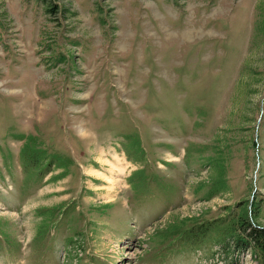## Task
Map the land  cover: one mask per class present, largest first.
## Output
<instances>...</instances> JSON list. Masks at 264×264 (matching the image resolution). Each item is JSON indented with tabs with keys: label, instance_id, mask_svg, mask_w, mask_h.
I'll use <instances>...</instances> for the list:
<instances>
[{
	"label": "rangeland",
	"instance_id": "1",
	"mask_svg": "<svg viewBox=\"0 0 264 264\" xmlns=\"http://www.w3.org/2000/svg\"><path fill=\"white\" fill-rule=\"evenodd\" d=\"M244 209L264 229V0H0V264H264Z\"/></svg>",
	"mask_w": 264,
	"mask_h": 264
},
{
	"label": "trees",
	"instance_id": "2",
	"mask_svg": "<svg viewBox=\"0 0 264 264\" xmlns=\"http://www.w3.org/2000/svg\"><path fill=\"white\" fill-rule=\"evenodd\" d=\"M17 139L22 141V147L20 150V161L21 164L25 170V173L27 170L33 168L37 172H41L44 168H47L51 162L58 163V169L64 170V166L61 165V158L52 155L49 159L46 150L41 149L39 147L40 143L33 137H26L18 136ZM129 146H131L132 149H134L135 152L143 153V149L140 146V141L136 137H129ZM47 159H49L47 161ZM60 166V167H59ZM66 174L65 172L63 173ZM253 207V206H252ZM252 210H250V213ZM235 225L242 227V230L244 232L243 237L244 239V248H254L257 252L261 253L263 256V262H264V229H260L257 227H253L250 225L246 209L242 211V213L239 215V220L234 222ZM211 226H208L206 230L203 233L205 234ZM238 229V227H236ZM198 234V236H202ZM239 237H237L234 240L235 246L239 245Z\"/></svg>",
	"mask_w": 264,
	"mask_h": 264
}]
</instances>
